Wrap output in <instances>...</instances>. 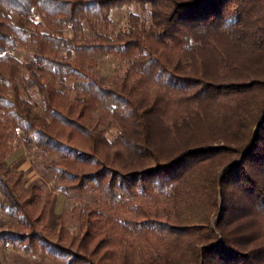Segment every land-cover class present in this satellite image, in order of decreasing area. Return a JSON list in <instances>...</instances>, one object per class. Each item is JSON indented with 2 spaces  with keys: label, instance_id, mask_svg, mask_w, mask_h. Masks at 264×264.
<instances>
[{
  "label": "trees",
  "instance_id": "trees-1",
  "mask_svg": "<svg viewBox=\"0 0 264 264\" xmlns=\"http://www.w3.org/2000/svg\"><path fill=\"white\" fill-rule=\"evenodd\" d=\"M21 147L48 189L8 164ZM56 192L103 201L51 226ZM0 197V247L30 256L264 264V0H0Z\"/></svg>",
  "mask_w": 264,
  "mask_h": 264
},
{
  "label": "rangeland",
  "instance_id": "rangeland-1",
  "mask_svg": "<svg viewBox=\"0 0 264 264\" xmlns=\"http://www.w3.org/2000/svg\"><path fill=\"white\" fill-rule=\"evenodd\" d=\"M142 13L141 9L137 6L123 7L112 11V20L105 29L109 32H115L118 29L125 28L128 22L129 12ZM22 16L13 14L12 20L15 23L22 24ZM33 46H24L18 44L12 53L20 59L28 60L33 52ZM122 68V64L115 58H106L100 61L98 66V74L105 80L110 79L116 75L117 71ZM119 72V71H118ZM49 157L37 151H27L23 147L18 148L8 157V164L11 166L23 169L25 171L24 182L26 185L30 183H38L49 188L51 175L44 169V164L48 162ZM1 200V197H0ZM77 200H85L90 203L95 201H103L101 197L94 195H65L62 193H54L53 200L48 212V223L53 226L55 223L56 215L61 212H69ZM9 216L0 210V223L8 220ZM0 264H62L60 261L43 253L30 256L14 246H1L0 247Z\"/></svg>",
  "mask_w": 264,
  "mask_h": 264
}]
</instances>
